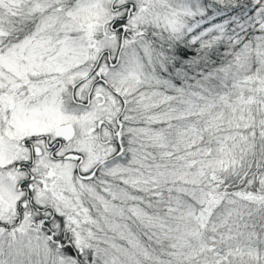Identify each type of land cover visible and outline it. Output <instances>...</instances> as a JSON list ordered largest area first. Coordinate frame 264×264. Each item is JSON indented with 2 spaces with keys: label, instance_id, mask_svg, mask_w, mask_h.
<instances>
[{
  "label": "snow or ice",
  "instance_id": "1",
  "mask_svg": "<svg viewBox=\"0 0 264 264\" xmlns=\"http://www.w3.org/2000/svg\"><path fill=\"white\" fill-rule=\"evenodd\" d=\"M0 264H264V0H0Z\"/></svg>",
  "mask_w": 264,
  "mask_h": 264
}]
</instances>
